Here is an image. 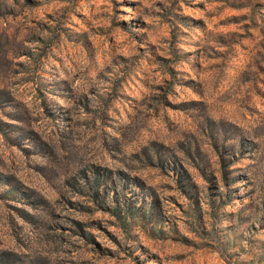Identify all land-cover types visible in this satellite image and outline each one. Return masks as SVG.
I'll list each match as a JSON object with an SVG mask.
<instances>
[{"label":"rangeland","instance_id":"374dc122","mask_svg":"<svg viewBox=\"0 0 264 264\" xmlns=\"http://www.w3.org/2000/svg\"><path fill=\"white\" fill-rule=\"evenodd\" d=\"M0 264H264V0H0Z\"/></svg>","mask_w":264,"mask_h":264},{"label":"trees","instance_id":"16d2710c","mask_svg":"<svg viewBox=\"0 0 264 264\" xmlns=\"http://www.w3.org/2000/svg\"><path fill=\"white\" fill-rule=\"evenodd\" d=\"M103 178H104L103 181L105 183L110 184L109 186L112 187L113 185H115V180L116 179H113V177L111 176V174L105 175ZM107 191H108L107 188H105V192H107Z\"/></svg>","mask_w":264,"mask_h":264}]
</instances>
